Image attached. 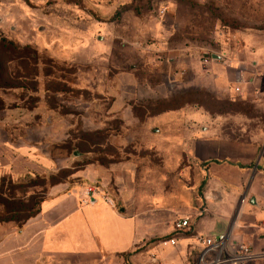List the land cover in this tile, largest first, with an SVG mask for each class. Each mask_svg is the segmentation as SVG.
I'll return each mask as SVG.
<instances>
[{
  "label": "rangeland",
  "instance_id": "obj_1",
  "mask_svg": "<svg viewBox=\"0 0 264 264\" xmlns=\"http://www.w3.org/2000/svg\"><path fill=\"white\" fill-rule=\"evenodd\" d=\"M0 4V145L35 147L54 164L38 178L1 172L5 185H23L0 198V219L26 209L32 188L40 199L103 186L78 172L117 163L135 169L136 210L149 201L203 199L209 177L193 140L213 124L239 134V120L256 110L247 100L216 96L206 81L199 91L179 87L175 59L203 60L222 44L237 45L238 32L264 28V0ZM104 187L112 199V185Z\"/></svg>",
  "mask_w": 264,
  "mask_h": 264
},
{
  "label": "crops",
  "instance_id": "obj_2",
  "mask_svg": "<svg viewBox=\"0 0 264 264\" xmlns=\"http://www.w3.org/2000/svg\"><path fill=\"white\" fill-rule=\"evenodd\" d=\"M235 40L234 47L222 44L203 60L175 59L179 87L199 91L206 81L216 96L247 100L256 110L255 117L239 120V134L228 135L213 124L193 140V156L206 162L209 177L203 199L186 206L182 197L174 205L149 201L136 210L133 167L117 163L79 171L89 182L101 178L102 185L111 184L112 203L101 196L86 202L85 187L78 186L43 201L21 229L17 221L0 222V264H82L88 259L96 264H196L203 248L198 237L224 233L229 250L245 242L255 254L264 253V28L240 31ZM53 165L35 147L0 145V177L6 170L20 177L40 174ZM180 217H189L191 227L174 232ZM169 237L176 245L160 243ZM252 264H264V258Z\"/></svg>",
  "mask_w": 264,
  "mask_h": 264
},
{
  "label": "built area",
  "instance_id": "obj_3",
  "mask_svg": "<svg viewBox=\"0 0 264 264\" xmlns=\"http://www.w3.org/2000/svg\"><path fill=\"white\" fill-rule=\"evenodd\" d=\"M165 13V10L162 11ZM264 159V149L262 151ZM103 186L88 187L85 192L84 201L88 202L96 196H101L106 202L112 203V199L105 193ZM191 227L189 217H180L173 223L174 232H185ZM199 242L203 245L199 252L196 264H252L258 258H264V253L255 254L252 247L245 242L236 243L232 250H229V234L224 233L216 237L199 236ZM160 243L174 246L175 237H169Z\"/></svg>",
  "mask_w": 264,
  "mask_h": 264
},
{
  "label": "trees",
  "instance_id": "obj_4",
  "mask_svg": "<svg viewBox=\"0 0 264 264\" xmlns=\"http://www.w3.org/2000/svg\"><path fill=\"white\" fill-rule=\"evenodd\" d=\"M34 176L35 178H38L39 177V175L38 174H27V175H25V176ZM11 176V175H10ZM2 178H3V176H1L0 177V181L2 180ZM4 179V178H3ZM12 181V180H11ZM23 184L22 183H19V182H11V184H4V183H2V182H0V198L2 199V200H4V199H10V196H11V194H10V192H11V187H16V190H18L21 186H22ZM33 187V186H32ZM33 190H31L30 191V194H29V199L27 200V202H26V204L24 205V207L25 206H27V208L26 209H24L23 211L22 210H20V211H15L14 209H10L7 213L9 214L8 216V218H6V219H3V218H1L0 219V222H2V221H17V223H19L20 225L18 226L19 227V229H21V227H22V225H23V223H24V221L26 220V219H28V218H30L31 216H33V215H36L38 212H39V210H40V205H41V203L43 202V201H45V200H47L49 197H52V196H54V195H52V196H45V197H42V198H38L37 199V196H38V194H36L35 193V190H34V188H32ZM70 190H67L66 192H69ZM5 192V193H4ZM34 195H36V201H35V204H30L29 202H31V201H33L34 200ZM31 200V201H30ZM29 206V207H28ZM19 212H21L22 214H24L25 215V217L24 218H22V219H17V218H15L16 217V215H18V213ZM160 241H162V240H160Z\"/></svg>",
  "mask_w": 264,
  "mask_h": 264
},
{
  "label": "water",
  "instance_id": "obj_5",
  "mask_svg": "<svg viewBox=\"0 0 264 264\" xmlns=\"http://www.w3.org/2000/svg\"><path fill=\"white\" fill-rule=\"evenodd\" d=\"M212 56V58H214L215 56L214 55H211ZM121 211L123 212V209H121Z\"/></svg>",
  "mask_w": 264,
  "mask_h": 264
}]
</instances>
